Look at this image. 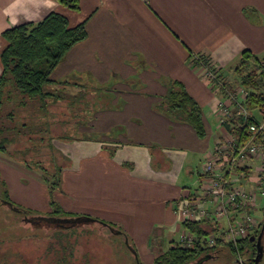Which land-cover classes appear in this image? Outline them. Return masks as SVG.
<instances>
[{
	"label": "crops",
	"instance_id": "crops-1",
	"mask_svg": "<svg viewBox=\"0 0 264 264\" xmlns=\"http://www.w3.org/2000/svg\"><path fill=\"white\" fill-rule=\"evenodd\" d=\"M52 11L71 27L83 23L86 37L54 67L50 91L69 111L82 103L98 106L84 125L89 135L62 143L68 164L54 199L66 211L115 223L131 238L141 264H152L153 250L166 249L183 230L178 208L207 184L202 166L229 137L217 116L219 105L228 104L227 84H210L194 57L204 56L222 82L234 84L242 51L264 56V0H78L77 9L57 0H0V54L6 29ZM169 80L180 82L199 105L203 137L158 110ZM249 166L242 180L248 188L264 179L257 160ZM5 168L0 163L9 193L21 188L14 200L48 212L45 185L18 176L15 165L12 174ZM260 212L259 219L264 208Z\"/></svg>",
	"mask_w": 264,
	"mask_h": 264
},
{
	"label": "trees",
	"instance_id": "trees-1",
	"mask_svg": "<svg viewBox=\"0 0 264 264\" xmlns=\"http://www.w3.org/2000/svg\"><path fill=\"white\" fill-rule=\"evenodd\" d=\"M57 1L68 8H78V0ZM2 36L6 44L0 54L2 65L0 74V153L16 156L28 168L38 169L40 178L49 189L48 205L50 210L46 213H38L29 207L13 202L9 197L6 182L1 177L0 208H7L15 215L21 216L23 221L33 224L37 222H44L48 225L61 224L66 219H75L81 221V224L73 225L78 228L82 225L97 223L107 227L112 233L122 236L123 244L133 253V264H141L136 247L121 227L88 214L63 212L53 197L54 190L60 187L61 171L66 164L57 162L51 142L55 136L53 126L56 124L57 112L51 111V107L55 105L56 101L53 97L54 93L50 91L49 87L53 82L50 79V74L71 46L86 37L84 24L79 23L71 27L64 15L52 11L38 22H26L11 26L3 32ZM196 58L209 63L204 56L199 54L194 57L196 64H198ZM215 70L219 72L217 68ZM233 74L235 83L243 86L248 92L242 100L241 106L247 109L251 115L243 119L240 107H236L232 117L226 120L223 126L230 134L240 140H245L250 133L246 129H240L237 123L242 120H245L246 123L256 121L264 111V56H257L245 49L233 69ZM223 84L224 86L227 84L223 89L226 96L234 84L227 82H223ZM63 105L69 107L68 104L63 103ZM158 110L172 121L189 124L199 137L205 135L201 109L180 82L169 80L167 91L158 104ZM58 137L66 136L58 134ZM33 140L45 142L47 156L50 158V167L46 166L48 161H31L32 166H30V160H27L25 156L31 150L37 151L39 146L30 145L27 147L24 146V142L29 143ZM247 169L245 168V175H247ZM83 219H92L93 221L87 223ZM207 221L211 220L183 219L181 221L182 229L195 233L197 236L194 245L183 247L176 239L166 249L155 251L152 264H189L196 259L219 256V252L223 249H226L227 254L235 256L237 250L244 249L248 244L252 246V250L247 264H253L252 257L256 253V247L255 243L249 241L247 237L239 239L236 245L232 242L223 244L220 241H217L214 246L205 245V236L221 227L218 222H213L212 225L205 223ZM68 227L72 226L63 228Z\"/></svg>",
	"mask_w": 264,
	"mask_h": 264
},
{
	"label": "rangeland",
	"instance_id": "rangeland-1",
	"mask_svg": "<svg viewBox=\"0 0 264 264\" xmlns=\"http://www.w3.org/2000/svg\"><path fill=\"white\" fill-rule=\"evenodd\" d=\"M68 106L70 107V105ZM93 106L94 109L98 107L97 104ZM69 107L63 105L62 101H56L55 105L51 107V111L57 112L55 117L57 119L56 124L53 126V134L55 136L51 142L57 162L66 165L68 164V158L63 151V149L66 151V148H63L62 143L89 135L84 130V125L88 122L89 112L93 109H91L90 105L83 103L75 105L76 109L74 111H69ZM69 113L70 118L67 115ZM58 134L65 135L68 139L66 137H58ZM30 145L39 146L36 149L37 151L31 150L25 156L27 160H30V166H32L31 161H48L46 166L50 167L51 163L49 162L50 158L47 156L45 142L37 140L29 143L24 142V146L30 147ZM0 160L3 167H6L3 169L6 173H11V165H15L19 167V170H17L18 176L24 178L37 177L45 185V191H47L46 193H48L50 199L48 186L40 178L38 169L28 168L16 156L5 153H0ZM0 177L3 178L1 171ZM20 189L18 184L15 189L16 193H9L10 199L17 204L20 203L14 200V197H16L14 195L21 194ZM262 200H264V194L262 195ZM60 208L66 213L78 214L77 212H69L62 207ZM260 208H264V202L258 206L257 201L256 211L253 212L257 221V227L254 231L255 235L259 233L262 225H264V216L259 219L261 215ZM20 217L7 208H0V264H133V253L123 244V237L115 235L107 227L93 223L82 225L78 228L74 226L63 228L47 225L44 222L33 224L23 221ZM262 245L264 248V235L262 237ZM246 247L248 251L245 252L244 256L248 258L251 255L252 246L248 244ZM154 255L155 250H153ZM259 263L264 264V249ZM189 264H237V262L234 255L227 254L226 249H223L219 252V256L196 259Z\"/></svg>",
	"mask_w": 264,
	"mask_h": 264
},
{
	"label": "built area",
	"instance_id": "built-area-1",
	"mask_svg": "<svg viewBox=\"0 0 264 264\" xmlns=\"http://www.w3.org/2000/svg\"><path fill=\"white\" fill-rule=\"evenodd\" d=\"M197 62L198 64H195L210 84L216 87L224 86L219 72L212 64L199 59ZM247 94L243 86L234 83L226 95L228 104L221 103L218 107L219 125H223L232 117L236 107H240L243 119L251 115L241 106ZM237 126L246 129L250 135L245 140H240L229 133V137L217 147L215 159L205 160L202 166L201 173L208 177L207 184L190 193L178 208V213L183 219H207L215 223L224 220L223 226L205 236V245L209 247L214 246L217 241L223 244L232 242L236 245L243 237L251 241L250 237L255 235L257 227L253 212L257 206V195L264 194V179L253 182L249 188L242 180L246 178L245 168H250L251 160L258 161L259 168L256 172H262L264 178V111L256 121L246 123L242 120ZM207 204L210 208H207ZM196 239L195 233L183 229L177 241L183 247H192ZM246 248L245 246L244 249L236 251L237 264H247L249 258L244 256L248 251Z\"/></svg>",
	"mask_w": 264,
	"mask_h": 264
},
{
	"label": "water",
	"instance_id": "water-1",
	"mask_svg": "<svg viewBox=\"0 0 264 264\" xmlns=\"http://www.w3.org/2000/svg\"><path fill=\"white\" fill-rule=\"evenodd\" d=\"M85 222L87 223H92V219H83ZM82 220V221H83ZM77 224H81V221H77V220H71V219H66V221H64L63 223L61 224H51L52 226H55V227H67V226H73V225H77ZM48 225V224H47ZM264 235V225H262L259 233L257 235H252L250 237V240L251 241H255V247H256V253L254 255V257H252V262L253 264H260L259 263V259L261 257V254L263 252V245H262V237Z\"/></svg>",
	"mask_w": 264,
	"mask_h": 264
},
{
	"label": "flooded vegetation",
	"instance_id": "flooded-vegetation-1",
	"mask_svg": "<svg viewBox=\"0 0 264 264\" xmlns=\"http://www.w3.org/2000/svg\"><path fill=\"white\" fill-rule=\"evenodd\" d=\"M115 235H117L116 233H115ZM255 242V241H254Z\"/></svg>",
	"mask_w": 264,
	"mask_h": 264
}]
</instances>
